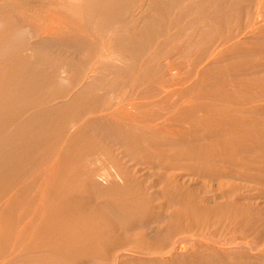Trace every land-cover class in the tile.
Returning <instances> with one entry per match:
<instances>
[{
    "label": "bare ground",
    "instance_id": "bare-ground-1",
    "mask_svg": "<svg viewBox=\"0 0 264 264\" xmlns=\"http://www.w3.org/2000/svg\"><path fill=\"white\" fill-rule=\"evenodd\" d=\"M126 261L264 264V0H0V264Z\"/></svg>",
    "mask_w": 264,
    "mask_h": 264
},
{
    "label": "rangeland",
    "instance_id": "rangeland-1",
    "mask_svg": "<svg viewBox=\"0 0 264 264\" xmlns=\"http://www.w3.org/2000/svg\"><path fill=\"white\" fill-rule=\"evenodd\" d=\"M191 18L193 19V17H190V19H188V20H192ZM50 46H51V45H50ZM178 62H179V58H176V57H174V56H172V58L170 59V63H171V64L176 65V63H178ZM50 71H51V70H50ZM59 111H60V110H59ZM59 111L56 112L57 115L63 116L62 114H60V113H62V112H59ZM58 112H59V113H58ZM63 112H64V111H63ZM54 114H55V113H54ZM106 135H107V134H103V135H102V136H103V137H102L103 140L107 141L106 145H109V146L112 147V144H113L114 147H115V146H117V147L119 146V147H118L119 149H120L121 147H123V148H121V150L118 149L119 151H121V152H119L120 154L118 153V151H117V153L115 152L116 155H117L116 157H118V158H125V159H127V160H130V159L133 158L134 161H136L135 164H138V163L143 162V160H141L142 158H144V157H143V154H141V155H137V154H134V153L132 154V152L129 151V149H126V148H125L126 145H123L124 143H122V146H121V144L119 145L120 142L117 141V138L115 139V136H110L111 134H109V135L107 136V137H108V138H107ZM32 137H35L36 139H35V138L30 139V137L28 136V138L26 139V141L28 142V141H29L28 139H30L31 141H30L29 145H31V144H32V145H33V144L36 145V143H38V141H39V140H38L39 138H37L38 136H37V137H36V136H32ZM110 137H111V138L113 137V138H112V141H109V138H110ZM102 138H101V139H102ZM104 138H105V139H104ZM111 138H110V139H111ZM103 140H102V141H103ZM115 140H116V141H115ZM105 141H104V143H105ZM27 142H26V143H27ZM111 142H112V143H111ZM113 142H115V143H113ZM27 144H28V143H27ZM115 148H116V147H115ZM115 148H114V149H115ZM124 148H125V149H124ZM123 153H124V154H123ZM130 153H131V154H130ZM122 155H123V157H122ZM131 155H132V156H131ZM134 155L137 156V157H135ZM124 156H125V157H124ZM138 156L141 158L140 161H139V157H138ZM133 159H132V160H133ZM93 164H94V163H93ZM93 164H92V170H97V169H99V168L105 166V167L107 168V169H106V168L104 167V169H106V172H107V171L110 172V171L108 170L109 167H107V165H101L99 162H98V163H95L96 165H95V164L93 165ZM138 165H139V164H138ZM97 166H99V167H97ZM108 172H107V173H108ZM158 173H159V172L156 170V168H155L154 170H151V171H150L151 176L149 177V175H148V181H147V183H149V184H154L153 181L156 180L154 186L159 187V188H157V189H161L160 186H163V185L165 186V184H161L162 180H161V182H160V185H159L157 182H159V179H160L159 176L163 174L161 177L164 178V175H165V174H164V173H162V174H158ZM153 175H155V176H153ZM157 175H158V176H157ZM194 182H196V181H194ZM164 183H166V182H164ZM186 183H189V182H186ZM121 184H122V182H120V184L118 183L119 186H120ZM143 184H144V183H143ZM156 184H157L158 186H157ZM192 184H193V185H192ZM192 184H191V185L193 186V188H192L191 186H190V187H191L192 189H196V190H194L195 193H197V195H200V196H202V197H204V193H205V196H206V197L210 196V194H211V195H212V194L215 195V193H216L215 190H218L217 188H216V189H213L214 186H213V185L210 186L208 183H207L208 186H205V185H207V184H204V185H203V183H202L201 185H200V184L198 185V182H197V183H196V184H197V187H195L196 184H195V185H194V183H192ZM201 186H202V187H201ZM203 186H204V187H203ZM209 186H210V187H209ZM208 187H209L210 189H213V190H212V191H211V190L208 191V190H207ZM205 188H206V190H205ZM209 188H208V189H209ZM197 189H198V190H197ZM201 189H202V190H201ZM203 189H204L206 192L203 191ZM190 190H191V189H190ZM200 190H201V191H200ZM192 191H193V190H192ZM194 191H193V192H194ZM196 191H197V192H196ZM198 192H199V193H198ZM201 192H202V194H201ZM213 192H215V193H213ZM148 195H149V194H148ZM148 195H147V196H148ZM150 195H151V194H150ZM161 198H162V197H161ZM158 199H159L160 201H159ZM162 199H163V198H162ZM162 199H160V198H153V199H152V204H154V205H156V206H159L160 204H162V203H160V202H162ZM208 200H209V199H208ZM214 200H215V201H213V200L211 201V200H210L211 203L208 201V202L210 203V205H211V204H212V206H215V205L217 206V205H219V204H218V202H219V201H218L219 198H214ZM216 200L218 201L217 203H215ZM158 201H159V202H158ZM220 201H222V203L224 202V200H220ZM213 202H214V203H213ZM158 203H159V204H158ZM214 204H215V205H214ZM220 204H221V202H220ZM104 209H105V208H104ZM102 212H105V213H106V214L104 213L105 215H108V214H109V212H108L107 210H102ZM166 212H167V210H165L164 214H170L169 210H168L167 213H166ZM121 213H123V215L119 213L117 216L115 215V216H116V217H115L116 219L114 218V216H113V218H112L113 221H114V223H115L116 220H117V224L119 223L117 226H119V227L122 226V224H120V223H122L121 221H125V219H126V217H127V215H128L126 211H125V212H121ZM125 213H126V215H125ZM162 214H163V212L160 213V216H161ZM164 214H163V215H164ZM109 216H110V214H109ZM118 218H119V219H118ZM121 218H122V220H121ZM114 219H115V220H114ZM128 231H129V234H131V235H132L133 233H134V234H138V232H145V231H143L142 228H141V229H135V230H134V229H128ZM156 232H157V231H155L154 233L152 232V234H151V235H153V236H152V239L155 237V235L158 234V232H157V234H156ZM217 235H218V234H217ZM154 239H156V238H154ZM125 264H130V263H129V261H128V262L126 261ZM132 264H133V263H132Z\"/></svg>",
    "mask_w": 264,
    "mask_h": 264
}]
</instances>
